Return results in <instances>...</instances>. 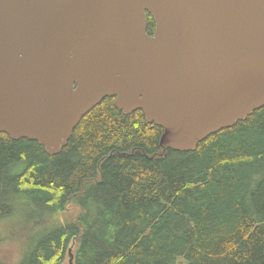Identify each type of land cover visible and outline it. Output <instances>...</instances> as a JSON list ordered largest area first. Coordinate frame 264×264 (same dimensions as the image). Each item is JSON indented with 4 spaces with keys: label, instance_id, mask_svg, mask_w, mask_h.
I'll return each instance as SVG.
<instances>
[{
    "label": "trees",
    "instance_id": "trees-1",
    "mask_svg": "<svg viewBox=\"0 0 264 264\" xmlns=\"http://www.w3.org/2000/svg\"><path fill=\"white\" fill-rule=\"evenodd\" d=\"M114 101L54 156L0 133V228L29 225L34 242L20 264H63L70 251L74 264H264V107L177 151Z\"/></svg>",
    "mask_w": 264,
    "mask_h": 264
},
{
    "label": "water",
    "instance_id": "water-1",
    "mask_svg": "<svg viewBox=\"0 0 264 264\" xmlns=\"http://www.w3.org/2000/svg\"><path fill=\"white\" fill-rule=\"evenodd\" d=\"M107 97L195 151L264 107V0H0V133L57 155Z\"/></svg>",
    "mask_w": 264,
    "mask_h": 264
},
{
    "label": "rangeland",
    "instance_id": "rangeland-1",
    "mask_svg": "<svg viewBox=\"0 0 264 264\" xmlns=\"http://www.w3.org/2000/svg\"><path fill=\"white\" fill-rule=\"evenodd\" d=\"M78 208H71L69 213L77 216ZM68 213L60 217L61 220L66 221ZM12 220V219H11ZM31 229L29 225H13L12 227L5 223L4 229L0 228V258L4 262L11 264H20L24 254L27 252L29 246L34 243L28 242ZM63 264H70V253Z\"/></svg>",
    "mask_w": 264,
    "mask_h": 264
}]
</instances>
